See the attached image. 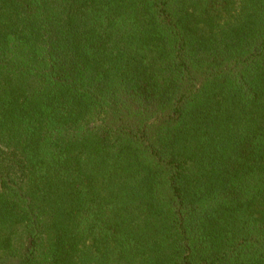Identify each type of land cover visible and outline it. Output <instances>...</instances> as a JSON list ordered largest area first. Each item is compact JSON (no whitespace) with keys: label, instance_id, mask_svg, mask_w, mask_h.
I'll use <instances>...</instances> for the list:
<instances>
[{"label":"trees","instance_id":"16d2710c","mask_svg":"<svg viewBox=\"0 0 264 264\" xmlns=\"http://www.w3.org/2000/svg\"><path fill=\"white\" fill-rule=\"evenodd\" d=\"M0 264H264V0H0Z\"/></svg>","mask_w":264,"mask_h":264}]
</instances>
